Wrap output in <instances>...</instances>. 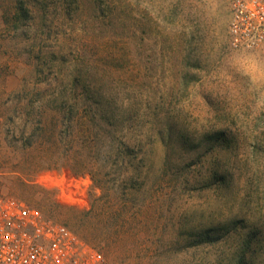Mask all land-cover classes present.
Listing matches in <instances>:
<instances>
[{"label":"rangeland","instance_id":"obj_1","mask_svg":"<svg viewBox=\"0 0 264 264\" xmlns=\"http://www.w3.org/2000/svg\"><path fill=\"white\" fill-rule=\"evenodd\" d=\"M79 2L0 0V193L69 227L108 264H264V48L229 45L228 0ZM109 2L123 8L117 19H103ZM21 6L27 18L14 23ZM75 77L105 85L116 115L133 119L127 143L146 152L125 229L72 154L46 151L57 146L47 142L55 104L38 137L32 85ZM155 116L170 134L151 147ZM93 194L98 210L85 216Z\"/></svg>","mask_w":264,"mask_h":264},{"label":"trees","instance_id":"obj_2","mask_svg":"<svg viewBox=\"0 0 264 264\" xmlns=\"http://www.w3.org/2000/svg\"><path fill=\"white\" fill-rule=\"evenodd\" d=\"M68 5L69 8L74 7L75 10H79L82 6L79 0H68ZM181 7L182 4L179 3L178 6L172 8L170 12L172 20L177 17L181 9L184 10V7ZM99 8L103 19L108 20L117 19L116 10H123L113 2L101 4ZM19 10L20 13L14 15V23L27 18V12L22 6ZM105 23L104 20L103 24ZM112 43L113 41L107 40L102 45L110 47L118 44L117 42ZM114 49L117 52L122 51L117 46H114ZM107 61L118 64L123 60L119 54L115 56L112 54ZM38 68L39 66H37V71H40L41 69L38 70ZM81 79L75 77L68 81H39L32 85L30 102L31 106L36 104L35 109L39 113L38 137H46L48 126L44 121L43 116L46 113L44 110L49 105L55 104L58 109V116H56L58 122L55 123L54 119L50 120L52 135L47 142L49 144L52 141L60 147H50L46 151L57 155L72 154L75 157L76 166L90 176L94 190L103 191L105 199L103 205H105L109 219L119 222L122 229H125L131 198L138 190L136 183L142 174L141 168L136 166L135 162L137 157L142 155L141 158L145 164L146 152L142 148L135 149L127 143L126 138L133 119L127 114L116 115L114 110L117 109V105L104 98L105 85L94 83L88 77L85 80ZM23 91V93H28L26 92L27 87H24ZM159 121V116L153 117L150 128L146 129L143 135L145 142L151 147L162 145L165 138H169L170 133L160 128ZM219 135L224 136L221 133ZM65 137H71L74 143L70 144V149L62 150ZM110 175H116L120 183L111 184L108 179ZM92 197L90 209L84 213L85 216L92 217L98 210L99 198L96 194Z\"/></svg>","mask_w":264,"mask_h":264},{"label":"built area","instance_id":"obj_3","mask_svg":"<svg viewBox=\"0 0 264 264\" xmlns=\"http://www.w3.org/2000/svg\"><path fill=\"white\" fill-rule=\"evenodd\" d=\"M229 45L264 48V0H228ZM0 264H108L69 227L0 193Z\"/></svg>","mask_w":264,"mask_h":264}]
</instances>
